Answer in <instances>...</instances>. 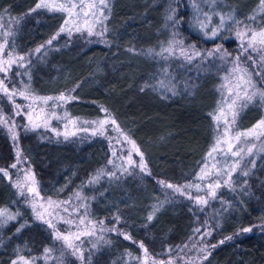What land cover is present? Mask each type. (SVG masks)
I'll return each instance as SVG.
<instances>
[{"label":"trees","instance_id":"16d2710c","mask_svg":"<svg viewBox=\"0 0 264 264\" xmlns=\"http://www.w3.org/2000/svg\"><path fill=\"white\" fill-rule=\"evenodd\" d=\"M224 2L243 18L255 10L260 0ZM37 3L38 0H0V17L19 21L13 22L14 42L19 52L43 45L64 22L62 13L45 9L30 12ZM170 8L176 9L177 30L186 40L201 44L204 39L188 26V0H113L106 24L107 43L96 42L82 33L74 32L71 37L61 35L41 52L47 53L44 58L37 54L30 63L33 93L49 96L71 92L75 99L67 104L69 110L84 117L97 116L101 106L106 108L144 152L150 176L132 171L120 180L105 176L98 183L88 185L86 182L98 170H109L107 162L112 156L106 138L72 136L65 140L47 135L42 129L25 132L19 126L26 121L15 117L20 148L43 196L67 198L74 192L83 193L91 200L94 219L131 236V240H125L117 233L108 232L106 240L110 243H102L91 250V255L87 252L84 264H123L126 253L140 254L133 241H143L148 252L161 259L169 258L165 251L168 247L175 249L188 244L179 253L190 252L192 243L199 237L193 230L205 220L213 223L217 216L220 227L203 243L218 244L228 236H233V240L218 245L200 264H264V230L254 228L250 234L235 236L244 227L264 224V154L247 178H235V191L221 188L217 196L223 203L221 199L212 200L203 211H198L192 201L178 193L162 192L157 183L159 180L174 185L196 182L194 174L216 134L210 114L220 97L218 76L209 70L189 82L188 90L176 95L165 96L151 88L141 91L146 82L153 84L152 77L164 69L147 51L169 39ZM261 18L264 21V14ZM10 80L9 84H13L18 77L12 74ZM0 103L11 116L8 102L0 99ZM262 117L263 105H249L241 114V125L251 126ZM14 162L12 141L6 130L0 128V168L8 169L12 177L9 181L0 174V208L22 213L17 221L0 228V264H10L18 248L30 258L42 255L45 247H54L50 231L40 222H34L31 210L12 187L16 170L9 165ZM166 195L171 202H166L148 222L152 205L165 200ZM116 215L121 217L118 225L113 220ZM25 222L29 227L17 234L16 228ZM175 255L174 252L172 256ZM63 264L79 263L73 257H66Z\"/></svg>","mask_w":264,"mask_h":264},{"label":"snow or ice","instance_id":"6c2138e0","mask_svg":"<svg viewBox=\"0 0 264 264\" xmlns=\"http://www.w3.org/2000/svg\"><path fill=\"white\" fill-rule=\"evenodd\" d=\"M175 2V0H174ZM210 8L214 7L217 0H204ZM193 9L198 13L194 16V23L192 27L198 30L208 40H215L221 37L223 30L235 31V37L239 41L238 54L233 56L232 53H228L223 49L222 45H216L215 48L200 52L195 50V45H190L191 51L186 49L183 45V41L172 40L168 41L167 47H162L159 56L167 59L168 57H182L189 63H191L196 57H213L220 56L221 59L230 58L232 67L229 75L233 78L229 81L226 87V95H223V99L218 103L215 114H210L214 121V128L216 135L214 137L213 145L206 153L204 160L199 167L197 173L194 174L196 182L186 183L184 185H174L171 182L164 180L157 181L162 192L167 193L171 190L173 195L180 194L186 197L188 200L193 202V205L198 211H203L205 206L209 204L210 200H217V190L221 187H226L235 191L233 187V176L239 172V176L247 178L252 168H255V159H249L261 153H264V118L260 119L255 125L245 131H239L234 129L235 121L238 115V111L246 108L253 102L264 105V26H260L257 21V14L264 13V0H260V6L258 13H254L248 17L249 23H245L238 20L233 13H220L216 11L204 12L199 8V5L193 0ZM37 9H45L49 12H58L65 15L64 23L59 28V31L46 42V45H41L34 51L24 54L16 52L14 36L15 33L8 28H5L3 23H0V99L6 100L12 106L11 116L5 115L3 108L0 107V128L6 130L10 140L12 141L15 155V162L9 165L11 169H17L18 165L27 163V157L22 159V150L18 143V125L15 117H22L26 122L19 127H22L25 132L36 131L37 129L44 128L49 129L50 119L54 118L57 120L68 118V113L65 112L64 116L61 117L56 114L55 109L62 107L72 102L75 97L69 94L61 93L57 96H41L33 94L30 88L31 75H30V58L33 55L41 54V49L46 46H51L54 40L61 34H67L71 37L73 32L83 33L86 32L89 36L95 34L103 37L107 32V28L104 26V21L111 15V7L108 0H38L30 12H35ZM107 10V15H105ZM176 9L170 8L167 20L171 21L173 26L177 25L179 21L175 18ZM215 16L218 19V24H212V18ZM4 18L0 17V21ZM18 23L19 21H12ZM256 24V27H253ZM97 25H100V31H95ZM235 26V27H234ZM175 37V34H173ZM222 38V37H221ZM11 39V43H10ZM107 43V41H104ZM129 51H135L129 49ZM152 50H148V54H151ZM167 53V56H165ZM46 52L41 54L40 58L46 56ZM26 56L28 57V63H25ZM248 63L254 65L251 71L246 66ZM22 69L23 71H17L12 73L15 76L27 77L28 83H22V87L17 89L13 86L11 89L8 87V83L11 82L9 73L13 67ZM253 73H255L256 79H253ZM168 76V69L164 68L160 70V76H153L152 79L155 83H145L141 88L143 91L145 88H151L156 91H161L165 96L168 93L176 95L175 86L165 82ZM163 77V78H161ZM226 81L229 77L224 78ZM6 81L8 83H6ZM72 92L75 89L71 90ZM20 97L28 101L26 107H22L16 103V98ZM51 102V113L45 112V108ZM239 102V104H238ZM39 109V111H37ZM101 112L105 114L104 119H98L91 121L93 125V135L105 136L109 130L118 133L121 139L116 140V144L120 146V152L123 153L127 150V157L123 155L117 156L116 147L111 144L112 138L109 137L110 147H112L111 156L117 157L119 163L112 159L108 160V164L112 165L114 171L106 172L104 169H100L97 173L92 176L86 183L93 185L99 182L102 177H108L111 179L120 180L125 174L131 175L132 171H138L140 174L151 175L148 167V162L145 159L144 152L141 151L140 147L132 140L126 133L120 129L116 120L112 118V114L103 106H101ZM35 113V115H34ZM76 120L70 119L69 123L75 125ZM89 123V122H85ZM65 124V128H67ZM108 126H111L109 129ZM56 134V136L63 135L64 139L67 140L69 136L76 135V132H58L56 129H50ZM87 131V129H84ZM257 141H260V146L257 147ZM223 145V147H222ZM133 154L136 155L137 159H133ZM242 162H244L242 164ZM249 165L251 167H249ZM131 169V171H130ZM23 173V179L17 180L12 183V187L17 189L18 197L22 198L23 203L31 210L33 214L34 222H40L46 226L50 231V236L53 241L54 247H45L40 257H25L21 254L19 248L16 250V258L10 261V264H36L38 260H43L44 264L52 262V264H63V257L65 253L76 257L84 264V251L80 247L81 237L91 238L96 236V232L100 233L114 232L122 236L125 240H131V236L117 227L105 228L103 221L97 223L88 220L86 223L85 218L88 216V205L86 203L87 198L82 196L80 192H74L67 200L54 201L51 197L46 200L41 196L38 182L36 180L35 173L29 167L28 169H20ZM117 172L120 175H117ZM0 174L12 181V177L9 174L8 169L0 168ZM247 183V180H244ZM203 184V187L201 186ZM84 185H81L83 187ZM192 190L195 191V195L192 194ZM59 191H62L60 189ZM203 193V194H201ZM79 202L78 207L72 205V201ZM166 202H171L167 195L165 200L158 201L152 205V212L147 216L148 222L154 219L155 213L159 211ZM15 203V202H13ZM71 208V211H69ZM59 212H63L69 219H65L64 216L59 215ZM22 216V213L17 210L12 212L8 208H0V228L7 226L11 222H15ZM72 216L76 217L74 221L71 219ZM53 217L56 219V223L53 222ZM115 225L121 223V217L116 215L113 217ZM63 222L69 227H76L77 229L89 228L90 231H66L61 232L57 228V223ZM29 227L27 222L20 223L16 228V233H20L24 228ZM220 227L219 218L214 217L213 223H209L207 220L203 222L201 227H197L193 230L194 234H199L198 240L192 243V248H196L197 252L200 253L199 259L201 261L207 260L211 255V251L218 247V245L224 244L226 241H232L233 236L225 237L218 241V244H205L203 241L207 237H211L213 231ZM254 228L264 230V224L253 225L250 227H244L240 229L235 236L239 237L242 234H250ZM203 229V231H202ZM103 236L97 237V240H102ZM191 239V238H190ZM105 244L110 241L104 240ZM138 245L142 255L132 256L130 253H126L127 260L123 261V264H174L172 254H177V259L181 261V264H188L183 261V258L179 256V252L188 248V244L183 246H176V248L168 247L165 251L169 254L167 260L157 261L153 258L148 248L145 246L143 241H133ZM200 244L197 247V244ZM97 247L96 244H92V249ZM54 251H59L60 256H55ZM91 255V249L89 250Z\"/></svg>","mask_w":264,"mask_h":264},{"label":"rangeland","instance_id":"374dc122","mask_svg":"<svg viewBox=\"0 0 264 264\" xmlns=\"http://www.w3.org/2000/svg\"><path fill=\"white\" fill-rule=\"evenodd\" d=\"M188 1H189V8H190L189 9L190 19H189V25H188L189 26V29L191 31H193V32H197L198 34H200L201 37L204 39V41H202L201 44H197V43H194V42H191V41L186 40V38L177 30V25L178 24L175 25V26H173L172 22L171 21H168L171 24L169 39L164 44H162L160 47H158L156 49H151L152 50V53L151 54H148V51H147V54L150 55V56H152V57H154V58H156V60H157V62H159V64L163 65L164 68H167L168 69V76L165 79V82L168 83L170 81L171 84L175 86L176 92H179V91H182V90H188L189 86L191 85L189 82H191V81L194 82L196 80V77L199 74L204 73L206 70L207 71L209 70V72L211 71L214 74H216L218 76V80H219V82H218L219 96H220L219 97V100H218V103H219V102L222 101L223 95H226V91H227L226 87H223V86L228 85L229 84V81H232V79H233L229 75L230 69L232 67V64L229 62L230 61V58H225V59H221L220 58V56L223 55V52L220 54V56L196 57L191 63H189L188 61H186L182 57H179V58L178 57H168L167 59H165L164 57L158 55L160 53V51H161V48L162 47H167L168 46V41L169 40H172L173 38L175 40H181V41H183L184 47L186 49H188L189 51H191V48H189L190 45H195V50H197V51L205 52L206 50H210L212 48H215L216 45L219 44V45H222L223 46V49L226 50L228 53H232L233 56H235V55L238 54V51H239V48H238L239 41L235 37V31L234 30L233 31L223 30L221 32V37L222 38L221 37H218L215 40H208L198 30H196L195 28L192 27V24L194 23V19L193 18H194V16L198 15V13L192 7L193 0H188ZM58 2H59V0H58ZM108 2H109V5L111 7L113 0H108ZM195 2L199 5V8L202 11H204V12L211 13V11H216V12H220V13H233L238 20H241V21H243L245 23H249L248 17L252 16L254 13H258V9H259V6H260V2H259V4L256 5L255 10L252 11L251 14H249L248 16H245V17L241 18L240 16H238L224 2V0H217L216 5L214 7H212V8H210L209 5L204 2V0H195ZM263 14L264 13H258L257 14V17H256L257 18V21L259 22V25L260 26H264V21H262V18H261V15H263ZM105 15H107V10H105ZM63 16H64V19H65V15L64 14H63ZM108 18H109V16H108ZM107 20L104 21V26L106 28H107V26H106ZM12 21H14V20L11 19V18L6 17L2 21H0V23H3V25H4L5 28H8L9 30L13 31V24L14 23ZM212 24L213 25H217L218 24V19L215 16H213V18H212ZM256 26H257L256 24H253V27H256ZM100 30H102L101 27H100V25H97L96 28H95V31H100ZM82 34H85L87 37H89L90 39H92V40H94L96 42L105 43L104 41H106V34H107V32L104 34L103 37L97 36L95 34L89 36L86 32H83ZM173 34H175V37L173 36ZM61 35H67V34H61ZM59 37L57 38V40H54L52 44H54L55 42H57L59 40ZM10 43H11V39H10ZM43 45H46V42ZM51 46H46V48L41 49V52H43L44 50H46L48 47H51ZM38 47H40V46H37V47H35L34 49H32L31 51H28V52H19L17 50H16V52L19 53V54L26 55L27 53L34 51ZM36 55H33L30 58V60L34 56H36ZM165 56H167V53H165ZM25 63H28V57L27 56H26ZM246 66L249 68V71H251L252 68L254 67V65H252L251 63H248ZM14 71H16V72L17 71L22 72L23 70L22 69H18V68H16L14 66L13 69L11 70V72L8 74L9 77H11L12 73H15ZM157 76L158 77L160 76V72L158 73ZM226 76L229 77V80H227V81L224 79ZM17 77H18L17 82H15L13 84H9L6 81V83H8L9 89H11L13 86H15L17 89H20L22 87L21 81H23V83H28L26 77H23V76H17ZM161 78H163V77H161ZM253 79L254 80L256 79L255 73H253ZM61 93H64L66 95L68 94L67 92H61ZM61 93H58V94H55V95H49V96H57V95H59ZM33 94H35V93H33ZM35 95H37V94H35ZM16 103L20 104L22 107H26L27 104H28V101L24 100L23 98L17 97L16 98ZM218 103H217L215 109L212 111V114H215L216 109H217V106H218ZM238 104H239V102H238ZM256 104H259V103L253 102L252 104H249V105H256ZM9 106H10L11 110L13 111L12 106L10 104H9ZM0 107L3 108V106L1 105V103H0ZM245 109L246 108H243L242 110L238 111V115H237V118H236V121H235L234 129H238L239 131H245V130L251 128L253 125H255L259 121V120L258 121H255V123L253 125H251V126L243 127L241 125V121L240 120H241V114H242V112ZM51 110H52V108H51V102H49V105L45 108V112H48L49 115H50ZM3 111H4L5 115L10 116L5 111L4 108H3ZM37 111H39V109H37ZM55 111H56V114L59 115V116H61V117H63L64 116V113L67 112L68 113V118L61 119V120H57V119H54V118L50 119V121H49V124H50L49 129L40 128L43 131H45V133L47 135H50V136H53V137H57V138H64L63 135L56 136V134L50 130V129L54 128V129H56V131L61 132V133L65 132V131H67V132H76V135H74V136H77V137L93 138L95 136H100V135H93L92 134L93 125H91L90 122L91 121L98 120V119H104L105 118V114L103 112H101L97 116L84 117L82 115H78V114L72 113L69 110L67 104L66 105H63L62 107H57L55 109ZM34 115H35V113H34ZM112 118H114L113 115H112ZM262 118H264V117H262ZM70 119L76 120L77 121L76 124L73 125V124L69 123V120ZM85 122H89V123H85ZM116 123L119 125L120 129H122V127L117 122V120H116ZM65 124L68 125L67 128H65ZM108 127H109V129H111V126H108ZM84 129H87V131H85ZM123 132L126 133L124 130H123ZM126 134L128 135V133H126ZM69 137H72V136H69ZM102 137H104V138L107 139L108 144H109V147H110L109 137H111L112 138L111 144L116 147L117 156L123 155L124 157H127V150H125L123 153H121L120 152V146L116 144V140L117 139H121L119 137V135H118L117 132L112 131V130H109L108 132H106L105 136H102ZM262 140H264V137H262ZM18 143H19V139H18ZM256 143H257V147H259L260 146V141H257ZM212 145H213V143H212ZM19 147H20V144H19ZM222 147H223V145H222ZM110 149H111V152H112V147H110ZM263 154L264 153H261L259 155L254 156V157H250L249 159H255V161L257 162V160ZM24 157L25 156L22 153V159ZM111 159L114 160L115 162L119 163V161L117 160V157H113L112 156ZM133 159H137V157H136L135 154H133ZM243 163L244 162H242V164ZM29 167L30 166L28 164V161H27V163H25L23 165H18V168L15 169L16 170V176L13 178V182H16L17 180H21L22 181V179H23V173L20 172V169H28ZM249 167H251V166L249 165ZM31 170H32V168H31ZM114 170L115 169L113 168V166L110 165L109 170L108 171L106 170V172L114 171ZM130 171H131V169H130ZM117 175H120V173L117 172ZM237 177H241V176H239V172L237 174H234V176H233V182H234L235 178H237ZM36 180H37V178H36ZM233 185H234V183H233ZM201 186L203 187V184ZM38 187H39V183H38ZM221 188H226V187H221ZM221 188L217 190V194L221 190ZM39 191H40V187H39ZM40 194H41V192H40ZM192 194L193 195L196 194L194 190H192ZM201 194H203V193H201ZM81 195L87 198L86 203L88 205V216L85 218L86 223H87L88 220H91L93 222H96L97 223V227H99V223L98 222H100V221L94 219L93 216L91 215V209H90L91 200H90V198L87 197L83 193H81ZM41 196H43V195L41 194ZM43 197L45 198V200L48 198L46 196H43ZM51 198L54 201H63V200H67L69 197H67V198H53V197H51ZM211 201L212 200H210L209 202H211ZM72 205L74 207H78L79 206V202L73 200L72 201ZM69 211H71V208H69ZM59 215L64 216L65 219H69V217L66 216L63 212H59ZM52 219H53V222L56 223L55 217H53ZM71 219H73L75 221L76 220V217L75 216H72ZM103 224H104V227L105 228H111V227H113V226H108L105 223H103ZM57 228L61 232H66V231H69V230L72 231V232H77L78 230L79 231H90L91 230V229H89L87 227L81 228V229H77L76 227H69L68 225H65L63 222L57 223ZM107 234H108V232H106V233H100L99 231H97L96 232V236H93L91 238L83 237V236L81 237L82 243H80V247L84 251V257L85 258H86V253L89 252L90 249L93 250L92 249V244H96L97 247L95 249H97L102 243H104V240H106ZM99 236H103V239L102 240H97V237H99ZM199 246L200 245H198L197 247H199ZM53 254L55 256H60V252L59 251H54ZM141 255H142V253L140 251L139 256H141ZM151 256L153 258H155L157 261H159V260H167L168 259V258H166V259L157 258V257H154L153 255H151ZM179 256L183 258V261L188 262V264H200L202 262L199 259L200 253L197 252L196 248H193L192 251L187 252V253H179ZM66 257H73V256L69 255L68 253H65L64 254V257H63V263H64V259ZM73 258H75L78 261V263L81 264V261L79 259H77L76 257H73ZM172 259L174 261V264H181V261L177 259V255L172 256ZM36 264H44V261L43 260H38L36 262Z\"/></svg>","mask_w":264,"mask_h":264}]
</instances>
